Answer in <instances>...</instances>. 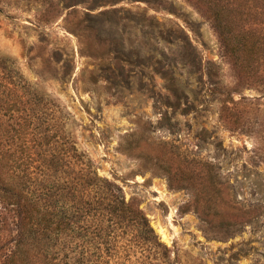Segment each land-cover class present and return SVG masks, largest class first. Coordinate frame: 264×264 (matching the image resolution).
<instances>
[{"label":"rangeland","instance_id":"obj_1","mask_svg":"<svg viewBox=\"0 0 264 264\" xmlns=\"http://www.w3.org/2000/svg\"><path fill=\"white\" fill-rule=\"evenodd\" d=\"M0 57L165 246L111 264H264V62L241 69L205 0H0Z\"/></svg>","mask_w":264,"mask_h":264},{"label":"trees","instance_id":"obj_2","mask_svg":"<svg viewBox=\"0 0 264 264\" xmlns=\"http://www.w3.org/2000/svg\"><path fill=\"white\" fill-rule=\"evenodd\" d=\"M205 1L225 52L244 70L263 63L259 0ZM67 120L0 57V264H111L129 250L123 241L158 243L137 202L76 148Z\"/></svg>","mask_w":264,"mask_h":264},{"label":"bare ground","instance_id":"obj_3","mask_svg":"<svg viewBox=\"0 0 264 264\" xmlns=\"http://www.w3.org/2000/svg\"><path fill=\"white\" fill-rule=\"evenodd\" d=\"M156 227H157V225H156ZM158 228H159V227H158ZM160 229H161V228H160ZM162 231H163V230H162ZM162 231H161V232H162ZM159 232H160V231H159ZM163 233H164V232H163ZM162 236H163V234H162Z\"/></svg>","mask_w":264,"mask_h":264}]
</instances>
